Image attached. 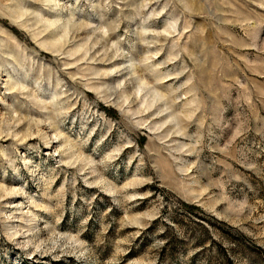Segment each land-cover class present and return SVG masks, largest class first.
Wrapping results in <instances>:
<instances>
[{"label": "rangeland", "instance_id": "obj_1", "mask_svg": "<svg viewBox=\"0 0 264 264\" xmlns=\"http://www.w3.org/2000/svg\"><path fill=\"white\" fill-rule=\"evenodd\" d=\"M0 264H264V0H0Z\"/></svg>", "mask_w": 264, "mask_h": 264}]
</instances>
